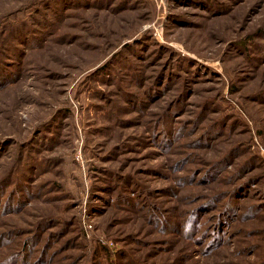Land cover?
<instances>
[{
    "label": "rangeland",
    "instance_id": "1",
    "mask_svg": "<svg viewBox=\"0 0 264 264\" xmlns=\"http://www.w3.org/2000/svg\"><path fill=\"white\" fill-rule=\"evenodd\" d=\"M0 264H264V0H0Z\"/></svg>",
    "mask_w": 264,
    "mask_h": 264
}]
</instances>
